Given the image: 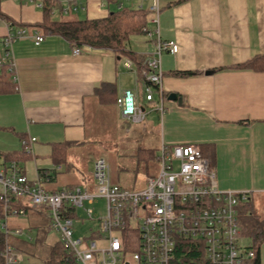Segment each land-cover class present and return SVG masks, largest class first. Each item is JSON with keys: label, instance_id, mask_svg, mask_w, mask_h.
Here are the masks:
<instances>
[{"label": "crops", "instance_id": "obj_1", "mask_svg": "<svg viewBox=\"0 0 264 264\" xmlns=\"http://www.w3.org/2000/svg\"><path fill=\"white\" fill-rule=\"evenodd\" d=\"M77 2L84 9L61 14L66 0H58L61 6L51 18L95 19L118 8L142 5L140 9L147 13L144 26L157 28L161 40L176 43L177 53L161 51L160 90L154 87L152 100L147 101L141 71L155 42L142 29L129 37L132 58L85 46L74 54V46L64 37L45 34L37 27L44 19L38 3L0 0V58L10 29L44 35L38 45L28 36L11 45L12 68L5 66V73L15 88L7 91L8 86L0 93V171L16 163L28 181L40 178L48 191L79 184L89 179L84 175L87 172H79L84 167L81 159L87 155L81 149L89 150L83 143L109 141L112 125L121 118L127 134L136 133L145 140L146 146L139 150L151 151L155 157L161 143L198 145L215 171L218 188L247 192L253 210L264 217V71L237 67L264 55V0H158L157 24L148 10L152 0ZM126 59L129 67L124 65ZM178 72L193 74L182 77ZM104 85L113 89L112 99L102 89ZM126 89L145 108L140 123L124 118L115 103V97ZM151 111L156 117L147 120ZM129 124L137 126L130 129ZM24 141L30 148L28 154L21 152ZM89 153L92 160L101 156L94 146ZM42 213L47 216L42 208H26L27 229H36L35 238L27 240L33 242L29 249L27 241L9 238L13 230L22 228L3 219L6 240L14 251L45 256L47 246L57 242H46ZM259 259L264 264L261 245Z\"/></svg>", "mask_w": 264, "mask_h": 264}, {"label": "built area", "instance_id": "obj_2", "mask_svg": "<svg viewBox=\"0 0 264 264\" xmlns=\"http://www.w3.org/2000/svg\"><path fill=\"white\" fill-rule=\"evenodd\" d=\"M28 1H35L40 7L43 4V0ZM121 5L119 3V7ZM78 9L84 7L77 0H66V5L61 6L59 12L68 14ZM159 9L158 0H152L148 10L153 14L151 21L156 24ZM142 31L155 42L153 53L146 59L141 71L145 99L151 101L154 87L160 90L161 86V51L175 54L178 48L173 41L161 40L157 28L143 26ZM26 36L35 45L44 39L38 31L29 35L23 28L10 29L3 39L0 69L7 66L11 70V45L16 39ZM80 50L74 47L73 53L78 54ZM124 65L129 67L130 62L126 59ZM115 103L121 115L131 123L144 120L145 108L138 104L132 90H123ZM156 108L162 110L159 105ZM24 146L29 152L26 141ZM156 160L159 165L157 174L148 176L145 188L137 191L113 184L108 163L102 156L93 160L91 179L55 191L46 190L40 178L28 181L16 163H11L0 171V200L6 213L4 218L25 214L24 208L11 207L12 197L26 199L27 205L44 209L50 227L58 233L59 240L75 264H185L184 254L179 257L175 253L180 237L191 239L197 246L194 248L197 258L190 257L188 261L247 264L254 251L240 244L237 206L248 200V193L219 189L215 171L198 145L161 143ZM98 198L105 200V213L98 217L97 231L91 229L90 235L82 238L75 236L76 211L80 209L85 218L93 219L90 205ZM2 227L7 235L5 224ZM20 232L19 229L13 230L14 234ZM99 241L105 243L98 245ZM1 256L4 264H16L21 259V254L8 243H5Z\"/></svg>", "mask_w": 264, "mask_h": 264}, {"label": "trees", "instance_id": "obj_3", "mask_svg": "<svg viewBox=\"0 0 264 264\" xmlns=\"http://www.w3.org/2000/svg\"><path fill=\"white\" fill-rule=\"evenodd\" d=\"M61 5L58 0H43L42 10L44 19L38 24L45 34H59L70 42L74 47H92L110 49L119 55H125L132 58L133 53L128 49V41L130 35L141 32L142 27L146 24V11L140 8L122 7L108 13V15L95 19H71V20H54L51 18L56 9ZM242 69H251L256 71H264V55H257L252 59L237 66ZM6 68L0 72V93L6 91V87L10 86L7 91L14 90L15 84L11 80H6ZM8 73V72H7ZM192 72H178V76H189ZM9 75V74H8ZM107 91L108 99L111 98L113 89L109 85L102 86ZM116 99V97H115ZM140 156L147 158H156L151 151L141 150ZM204 156H207L201 149ZM24 154H28L25 146H22ZM17 157V155H16ZM11 207L24 208L26 211L27 204L24 199L12 197L10 199ZM241 214L239 218V233L242 238L250 240L247 247L254 251L247 264H260L259 247L264 240V217L259 216L252 208L249 201L243 202ZM5 210L0 200V223L5 217ZM74 215V214H73ZM6 234L0 226V264H4L1 252L5 243L10 244L6 240ZM176 256H183L185 264H199V261H188L190 257L197 258L196 246L191 239L180 237L178 239ZM28 242V241H27ZM30 243V242H28ZM33 244V243H30ZM14 246V245H13ZM17 249V246L15 247ZM190 249V250H189ZM23 250V249H22ZM44 264H75L65 245L58 240L53 245L47 246L45 250Z\"/></svg>", "mask_w": 264, "mask_h": 264}, {"label": "rangeland", "instance_id": "obj_4", "mask_svg": "<svg viewBox=\"0 0 264 264\" xmlns=\"http://www.w3.org/2000/svg\"><path fill=\"white\" fill-rule=\"evenodd\" d=\"M149 109V107H148ZM156 112L151 111L147 115L146 119L150 120V118L154 115L156 117ZM118 117V116H117ZM116 124L112 125L111 129V138L110 142L107 141L105 143H96V142H90V143H83V148L88 147L89 150L86 152L84 149H81V153H85V159L83 160V168H79L81 171L79 172H87L85 173V177L91 179V171H92V163H93V157L89 153L91 151V146H94L95 151L97 150V154L104 157L109 165V173L111 182L113 184H116L124 189L137 191L144 189L146 186V178L148 176H155L158 172L159 165L156 160V158H140V153H142L141 150H139L141 147L146 146L145 140L142 138L140 139L136 133L127 134L126 133V126H124V123H126L121 118H118L115 120ZM130 129L133 128L132 125L129 124ZM142 125V124H141ZM113 138V141L111 139ZM153 141V140H151ZM91 145V146H90ZM80 151V150H79ZM92 153V152H91ZM97 155V156H98ZM82 165V163H81ZM94 218L93 219H87L84 217V214L81 212L80 209L76 211V218H74V228L75 232L74 235L77 237H85L90 235L91 229L94 231H97L98 229V217L102 216L105 213V200L103 198L96 199L91 205ZM242 204H239L237 206V215L238 219L240 218ZM43 215V225L47 227V233H46V242L54 243L55 241L59 240L58 233L50 227L49 224V218ZM6 218H8V221H15L16 226L22 228L20 233L17 234H11L9 238H12L11 236H15L19 241H27L28 238L33 237V239L36 236V229L28 230L29 223L27 221L26 216L24 215H8ZM82 218V220H81ZM4 222V220H3ZM10 224V222L8 223ZM0 226H2V222L0 223ZM23 242V243H25ZM250 240L247 238L240 239V244L246 245L249 244ZM33 243V242H32ZM103 242H98V245L104 244ZM27 244V243H26ZM31 245L28 243L26 249H29ZM261 247L264 249V242H262ZM130 256L128 255L127 258ZM16 264H44V256H41L37 254L36 252H24L21 255V259ZM135 264V263H131Z\"/></svg>", "mask_w": 264, "mask_h": 264}, {"label": "water", "instance_id": "obj_5", "mask_svg": "<svg viewBox=\"0 0 264 264\" xmlns=\"http://www.w3.org/2000/svg\"><path fill=\"white\" fill-rule=\"evenodd\" d=\"M170 97H171V98H174V97H175V95L171 94V95H170Z\"/></svg>", "mask_w": 264, "mask_h": 264}]
</instances>
